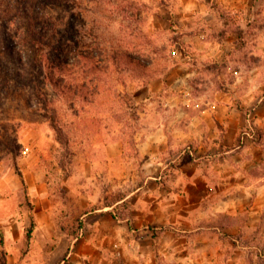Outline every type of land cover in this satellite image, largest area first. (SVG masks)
<instances>
[{
	"label": "crops",
	"instance_id": "crops-1",
	"mask_svg": "<svg viewBox=\"0 0 264 264\" xmlns=\"http://www.w3.org/2000/svg\"><path fill=\"white\" fill-rule=\"evenodd\" d=\"M159 2L167 46L145 66L135 96L143 182L102 203L93 178L123 159V139L105 125L87 129L99 143L71 151V183L62 184L83 206L69 231L30 156L46 133L23 140L24 185L0 183L23 191L0 214L4 264H264V0ZM133 194L150 208L116 216L114 205Z\"/></svg>",
	"mask_w": 264,
	"mask_h": 264
},
{
	"label": "rangeland",
	"instance_id": "rangeland-1",
	"mask_svg": "<svg viewBox=\"0 0 264 264\" xmlns=\"http://www.w3.org/2000/svg\"><path fill=\"white\" fill-rule=\"evenodd\" d=\"M15 1L0 0V183H20L14 164L22 168L27 162L23 140L30 143L44 131L48 138L37 141L30 156L45 169L55 210L68 216L59 223L74 231L79 221L68 218L83 206L62 184L71 183V151L99 143L87 129L105 125L123 139V159L93 178L102 203L119 200L145 178L133 140L135 96L145 83V66L153 58L157 65L167 46V12L159 0H57L38 8L29 24L23 16L16 20ZM0 195L6 197L4 216L23 199L22 188L0 189ZM142 198L148 197L130 195L112 211L125 217L137 204L150 208Z\"/></svg>",
	"mask_w": 264,
	"mask_h": 264
},
{
	"label": "trees",
	"instance_id": "trees-1",
	"mask_svg": "<svg viewBox=\"0 0 264 264\" xmlns=\"http://www.w3.org/2000/svg\"><path fill=\"white\" fill-rule=\"evenodd\" d=\"M55 1H57V0H16L15 1L16 4L13 7L16 9V20L19 21L21 19V17L23 16L25 18V20H27V22L29 24H31L33 22L34 13L37 11L38 8H40L41 6H43L44 4H47V3H54ZM14 169H15V172L18 174L21 182L24 185V179L22 176V172L20 171V169L16 163L14 164ZM121 198H119V199H121ZM106 205H111V204H106ZM114 207H113V209H114ZM79 224H81V222H79ZM0 245L1 246L3 245L2 239H0ZM0 253H1L0 264H4L5 261H4L3 250H1Z\"/></svg>",
	"mask_w": 264,
	"mask_h": 264
}]
</instances>
